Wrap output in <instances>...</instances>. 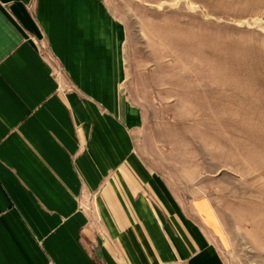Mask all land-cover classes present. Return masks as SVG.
Instances as JSON below:
<instances>
[{
    "label": "crops",
    "instance_id": "crops-1",
    "mask_svg": "<svg viewBox=\"0 0 264 264\" xmlns=\"http://www.w3.org/2000/svg\"><path fill=\"white\" fill-rule=\"evenodd\" d=\"M125 42L105 0H0V264H225L148 151Z\"/></svg>",
    "mask_w": 264,
    "mask_h": 264
},
{
    "label": "rangeland",
    "instance_id": "rangeland-1",
    "mask_svg": "<svg viewBox=\"0 0 264 264\" xmlns=\"http://www.w3.org/2000/svg\"><path fill=\"white\" fill-rule=\"evenodd\" d=\"M105 1L158 136L147 150L209 202L201 224L225 264H264V0Z\"/></svg>",
    "mask_w": 264,
    "mask_h": 264
}]
</instances>
